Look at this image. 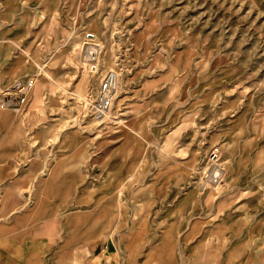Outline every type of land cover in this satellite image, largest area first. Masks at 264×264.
I'll list each match as a JSON object with an SVG mask.
<instances>
[{
    "label": "rangeland",
    "instance_id": "rangeland-1",
    "mask_svg": "<svg viewBox=\"0 0 264 264\" xmlns=\"http://www.w3.org/2000/svg\"><path fill=\"white\" fill-rule=\"evenodd\" d=\"M0 11L19 71L0 91L35 78L23 111L0 109L19 121L1 146L32 169L28 201L9 213L48 228L49 257L264 264V0H0ZM109 69L118 90L95 118ZM39 182L53 200L36 199Z\"/></svg>",
    "mask_w": 264,
    "mask_h": 264
},
{
    "label": "crops",
    "instance_id": "crops-1",
    "mask_svg": "<svg viewBox=\"0 0 264 264\" xmlns=\"http://www.w3.org/2000/svg\"><path fill=\"white\" fill-rule=\"evenodd\" d=\"M11 6H17V3ZM8 9V12L12 11V8L9 7ZM6 38L5 42L2 43L0 37V85L10 81L19 73L17 62L15 60L10 61L11 59H9V51L13 46L11 44L16 41L11 36H7ZM16 122H19L16 116L0 115V134L11 128L15 130L16 126H9V124ZM6 140L4 142L0 141V218L9 217L10 221L0 224V264H65L62 258L63 249L59 253H53L52 257H49L48 251L53 249L50 248L53 242L50 240L48 228L43 226L37 229L32 227L22 228L20 223L17 224V220L21 219V217L12 216L9 213L12 210V204L28 201V185L29 181L32 180L30 179L32 169L28 168V164L22 166L17 164L10 157L11 153L13 155L19 154L21 148L17 146H1L5 145L4 143L10 144ZM141 184L143 185V181ZM37 187H39V191L35 193L37 200L46 202L54 199L55 194L45 184L43 185L39 182ZM115 189L116 192H119V188L115 187ZM191 192L193 193V191ZM126 193H128V190H126ZM136 251H139V244ZM185 261L187 264H210L208 259H200L198 262L193 263H189V260ZM72 264H74V260ZM84 264H116V262L113 261L110 254L103 251L94 257L88 258ZM119 264H161V262L157 259L130 258L129 249H126V253L124 252L121 255ZM166 264H176V260L169 259ZM240 264L250 263L244 260Z\"/></svg>",
    "mask_w": 264,
    "mask_h": 264
},
{
    "label": "built area",
    "instance_id": "built-area-1",
    "mask_svg": "<svg viewBox=\"0 0 264 264\" xmlns=\"http://www.w3.org/2000/svg\"><path fill=\"white\" fill-rule=\"evenodd\" d=\"M35 83L34 77L17 78L5 89L0 91V109L15 113L25 109L28 92ZM117 88V73L109 69L98 82L93 99L90 101V114L102 118L111 108L113 95Z\"/></svg>",
    "mask_w": 264,
    "mask_h": 264
},
{
    "label": "bare ground",
    "instance_id": "bare-ground-1",
    "mask_svg": "<svg viewBox=\"0 0 264 264\" xmlns=\"http://www.w3.org/2000/svg\"><path fill=\"white\" fill-rule=\"evenodd\" d=\"M90 34V33H89ZM92 36H93V34H92ZM87 47H89V46H87ZM92 47L93 46H90V48H88V51H90V53H88V55H87V57L88 58H91V54H93V51L91 50L92 49ZM87 51V52H88ZM43 66V65H42ZM92 66V65H91ZM96 66V65H95ZM39 68V67H38ZM42 68V67H41ZM47 74V73H46ZM118 86H119V84H118ZM118 86H117V90H118ZM118 96V95H117ZM216 153V152H215ZM219 170V169H218ZM222 175L221 174H219L218 172H215V173H213V171H212V173H210L209 175H207L206 176V178L210 181V182H212V184H218L217 182H219V180H220V177H221ZM206 181V180H205ZM204 184H206V182H203Z\"/></svg>",
    "mask_w": 264,
    "mask_h": 264
}]
</instances>
